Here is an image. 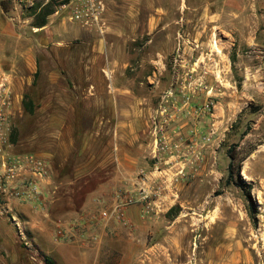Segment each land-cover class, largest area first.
<instances>
[{
	"label": "rangeland",
	"instance_id": "1",
	"mask_svg": "<svg viewBox=\"0 0 264 264\" xmlns=\"http://www.w3.org/2000/svg\"><path fill=\"white\" fill-rule=\"evenodd\" d=\"M71 1L0 0L34 53L0 84V264H264V3L102 0L100 34ZM144 183L138 225L92 221Z\"/></svg>",
	"mask_w": 264,
	"mask_h": 264
},
{
	"label": "built area",
	"instance_id": "2",
	"mask_svg": "<svg viewBox=\"0 0 264 264\" xmlns=\"http://www.w3.org/2000/svg\"><path fill=\"white\" fill-rule=\"evenodd\" d=\"M73 6H71L70 19L81 24L85 28L95 29L100 34H104L105 18H104V5L102 0H72ZM6 78H1L0 84H5ZM7 89H5L6 91ZM8 96L5 98V101ZM5 104H11V102H5ZM1 150V149H0ZM29 167L31 172L36 178V181L32 183L34 192L40 193V185L49 176V170L46 163L40 159H29ZM11 172H14L11 171ZM14 176V173L11 174ZM157 196L156 192L144 183L135 190H123L116 191L111 201L107 202L105 199H98L97 203L100 205V210L97 216H91L92 221L100 220L101 222L109 223L114 221L123 226L131 225L128 218V211L133 206L142 207V213L147 214L154 211V197ZM73 234L66 227H60L57 232V240L71 239Z\"/></svg>",
	"mask_w": 264,
	"mask_h": 264
},
{
	"label": "crops",
	"instance_id": "3",
	"mask_svg": "<svg viewBox=\"0 0 264 264\" xmlns=\"http://www.w3.org/2000/svg\"><path fill=\"white\" fill-rule=\"evenodd\" d=\"M258 1L264 3V0H256V2ZM14 35L15 33H13L12 23L9 19L6 18V16H3L2 5L0 3V41L11 39ZM103 45V40H96L94 42V49L98 50L99 48V50H102L103 47L105 48V50H108V47H104ZM17 53V50H7L6 47H0V81L1 78H6L11 81L13 78L16 79L19 76L25 80L29 79V72L31 73L33 71L34 66V63L32 61L34 59V53H32V50L25 52L26 60L23 63V71L21 72V74L18 71L19 59ZM25 70H27V73ZM2 74L5 75L3 76ZM125 114L129 115V111H124L122 116H124ZM149 130L150 128L147 127V132H149ZM128 218L132 224L138 225L141 222L140 208L138 206L131 207L128 211Z\"/></svg>",
	"mask_w": 264,
	"mask_h": 264
},
{
	"label": "trees",
	"instance_id": "4",
	"mask_svg": "<svg viewBox=\"0 0 264 264\" xmlns=\"http://www.w3.org/2000/svg\"><path fill=\"white\" fill-rule=\"evenodd\" d=\"M45 25H46V22H45V23H42L41 26H39V28H42V27H44ZM231 159H232V160H235V156H234V155H231ZM231 166H232V164H231ZM243 185H245L244 182L241 183V186H243ZM248 197H249V199L251 198V197H250V191L248 192ZM250 213H251V214H255V213H256V208H255L254 206H251V208H250ZM50 263L53 264V262H50Z\"/></svg>",
	"mask_w": 264,
	"mask_h": 264
},
{
	"label": "bare ground",
	"instance_id": "5",
	"mask_svg": "<svg viewBox=\"0 0 264 264\" xmlns=\"http://www.w3.org/2000/svg\"><path fill=\"white\" fill-rule=\"evenodd\" d=\"M215 47L217 48L218 52H220V50L218 49V45L217 44H215Z\"/></svg>",
	"mask_w": 264,
	"mask_h": 264
}]
</instances>
